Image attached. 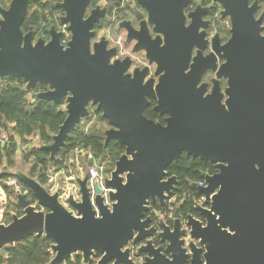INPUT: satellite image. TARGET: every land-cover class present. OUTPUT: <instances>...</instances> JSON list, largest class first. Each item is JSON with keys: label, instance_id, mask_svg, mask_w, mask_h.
I'll list each match as a JSON object with an SVG mask.
<instances>
[{"label": "water", "instance_id": "1", "mask_svg": "<svg viewBox=\"0 0 264 264\" xmlns=\"http://www.w3.org/2000/svg\"><path fill=\"white\" fill-rule=\"evenodd\" d=\"M188 0H139V3L150 12V22L157 25L156 31L163 32L166 46L158 47L159 40H149L143 29L139 34L129 28V39L139 40L138 48H145L151 60H155L160 70H165L157 89L159 105L153 111L159 115L169 114L167 127L161 128L140 118L139 113L148 105L144 97H153L151 82L146 87L140 86L142 74L135 80H122L121 73L127 67L116 64L109 68L107 59L111 53H105L103 43L96 47V55L88 56V29L102 13H94L87 23L80 22V16L87 0H66L64 5L68 20L72 22L74 40L67 53H61L57 47L58 36L53 34L52 43L47 48L37 47L31 50L25 40L24 51H19L20 35L17 31L25 14L26 0H15L11 12L7 14V23L0 26V76L21 77L41 83L50 82L56 87L54 95H45L41 99L59 102L66 90H71L74 98L70 102V119L62 128L55 144L42 149L53 155L62 146L68 131L84 115L83 106L88 100L99 101L100 108L111 122L121 128L119 133H108V141L116 140L118 145L127 146L129 153L138 149L139 153L129 163L121 158L118 172L132 170L126 187H120V181L114 174L108 186L117 189L120 201L114 214L109 215L101 208L100 221L92 218L86 190L84 203L78 207L84 219L73 221L55 203L48 199L29 181L41 202L53 209L54 215L47 220L48 236L59 244V257L55 264L66 259L69 252L76 249L84 251L85 258L90 248L107 251V260L115 257L117 264H128L127 254H119V247L126 242L131 230H140L142 239L151 232L144 233V225L137 221L143 210L140 205L145 197H159L162 191L171 188L174 181L161 185V169L170 162L178 160L180 153L199 157L202 161L215 163L227 161L229 167L221 168L220 175L207 179L209 188L199 190L198 194L208 195L217 185L221 192L213 198L212 212L220 216L216 221L211 213L201 212L208 221V228L201 230L199 225L190 220L194 237H203L208 247L206 259L208 264H264V40L256 35V25L251 22V11H245L243 0H223L227 14L233 17V39L223 49L214 41V48L228 63L220 70L219 75L227 77L230 82L229 111L224 112L219 106L218 88L206 100L194 90L199 76L206 70L214 68L211 56L201 59L199 56L189 76L183 75L187 66L191 47H205L202 36L196 35L200 17L207 10L197 9L191 14L193 24L184 30L181 9ZM255 10V7L252 11ZM63 22V21H62ZM206 27V25H203ZM122 27L128 28L127 24ZM155 98V97H153ZM106 142V143H107ZM259 163V172L252 169ZM162 203V198H161ZM97 204L100 205L99 199ZM199 211V209H197ZM228 226L236 232L235 237H228L217 227ZM169 235L165 230L162 239L171 241L168 249L173 252L174 264H185V257L179 252L178 231ZM40 217L29 216L10 229L0 230V244L11 240H22L33 231H39ZM141 252H148L156 257L147 264H167L158 252H153L149 245ZM199 252L194 250L193 264H199Z\"/></svg>", "mask_w": 264, "mask_h": 264}, {"label": "clouds", "instance_id": "2", "mask_svg": "<svg viewBox=\"0 0 264 264\" xmlns=\"http://www.w3.org/2000/svg\"><path fill=\"white\" fill-rule=\"evenodd\" d=\"M171 2L175 4L177 0ZM14 3L15 0H0V26L7 23V14ZM65 3L66 0H26L24 18L17 27L20 35L19 51H24L25 40L29 35L31 38L27 40V47L35 50L38 46L47 48L55 34L58 36L57 47L60 52H69L74 33L71 30L72 22L67 19ZM243 6L245 11L252 12L251 22L256 25L257 38L264 40V0H243ZM197 9L207 10L200 17L201 26L196 28V35L202 36L205 47H191L183 75L191 74L198 56L201 59L211 56L214 68L199 76L194 90L199 92L203 88L200 99L206 100L218 88L221 97L219 106L228 112L230 82L227 77L219 75L228 60L222 58L223 52L217 53L214 41L218 42L221 49L232 41L233 17L231 14L225 15L227 9L223 0H188L181 9L184 30L191 28V14ZM94 13H102V16L88 29V56H95L96 47L103 43L104 52L111 53L107 59L109 68L127 61V67L121 73L122 80H135L139 73L142 74L141 87L151 82L150 90L155 98L144 97L148 107L139 116L154 126L166 128L170 115L161 116L153 111L159 105L157 89L166 71L160 70L159 64L150 59L147 49L138 48V39H129V28L139 34L143 26L150 41L159 40L158 47L161 49L166 46L164 33L156 31L157 25L150 22V12L139 0H87L80 22L87 23ZM124 24L129 27H122ZM56 92V87L50 82L36 81L33 84L23 76H0V230L6 231L24 221L29 213L40 217L39 231H33L22 240L0 244V264H8L13 259V250L29 249L30 254L23 264H55L60 255L58 242L50 238L47 231V220L54 215V211L41 202L25 181L35 185L48 199L54 198L57 207L77 222L84 219L78 207H75L84 203L83 186L92 218L100 221L104 218L101 208L112 215L120 204L118 199L113 198L117 196V189L108 186L114 174L120 181V187H126L129 176L134 175L132 170L118 172L117 165L121 158L131 163L139 150L133 149L129 153L127 146L118 145L116 140L107 142V134L119 133L121 128L111 122L105 110L100 108L99 101L88 100L84 104L85 114L73 124L54 155L42 151L55 144V138L70 119V102L74 98L71 90H66L58 103L41 99ZM41 154H45L43 162L38 159ZM228 167L227 161L203 162L186 151L181 152L178 160L161 169L158 182L166 185L174 181L171 188L162 191L159 197H145L140 205L143 212L137 222L144 225V233L152 234L138 239L140 230L133 228L129 238L119 247V254H127L128 264H147L156 257L141 252V249L150 245L153 252H158L167 264H174L173 252L168 250L171 241L162 237L165 230L169 235L175 234L178 223V231L182 235L177 236V244L179 252L185 257V264H193L194 250L199 252V264H208L205 258L208 247L203 237L193 236L190 220L198 224L202 231L208 228V221L201 212L211 213L216 221L220 220L212 208L213 198L221 192L222 186L217 185L207 196L198 194V191L207 190V179L220 175L221 168ZM260 168L259 163L252 165L255 172H259ZM217 227L228 237L236 236V232L228 226L221 227L217 223ZM107 256V251L90 248L86 259L84 251L76 249L69 252L60 264H102ZM106 264H117V259L113 257Z\"/></svg>", "mask_w": 264, "mask_h": 264}, {"label": "trees", "instance_id": "3", "mask_svg": "<svg viewBox=\"0 0 264 264\" xmlns=\"http://www.w3.org/2000/svg\"><path fill=\"white\" fill-rule=\"evenodd\" d=\"M11 105V101L8 102ZM26 127V125H24ZM44 151V150H42ZM47 152V151H45ZM45 154H41L38 159L43 162ZM30 254L29 249H23L22 251L13 250V259L8 261V264H23L24 259Z\"/></svg>", "mask_w": 264, "mask_h": 264}, {"label": "flooded vegetation", "instance_id": "4", "mask_svg": "<svg viewBox=\"0 0 264 264\" xmlns=\"http://www.w3.org/2000/svg\"><path fill=\"white\" fill-rule=\"evenodd\" d=\"M161 116H163V115H161ZM179 159V158H178ZM203 162H209V161H203Z\"/></svg>", "mask_w": 264, "mask_h": 264}]
</instances>
